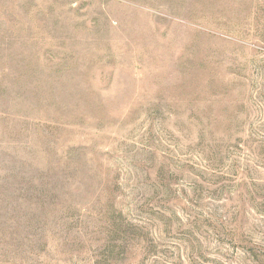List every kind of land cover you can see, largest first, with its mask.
Instances as JSON below:
<instances>
[{
  "label": "rangeland",
  "instance_id": "1",
  "mask_svg": "<svg viewBox=\"0 0 264 264\" xmlns=\"http://www.w3.org/2000/svg\"><path fill=\"white\" fill-rule=\"evenodd\" d=\"M0 264H264V0H0Z\"/></svg>",
  "mask_w": 264,
  "mask_h": 264
}]
</instances>
